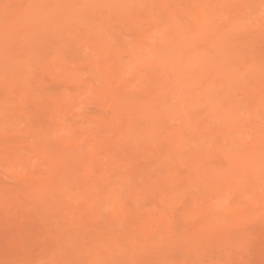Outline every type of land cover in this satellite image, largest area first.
<instances>
[{"label": "bare ground", "instance_id": "obj_1", "mask_svg": "<svg viewBox=\"0 0 264 264\" xmlns=\"http://www.w3.org/2000/svg\"><path fill=\"white\" fill-rule=\"evenodd\" d=\"M0 5V260L264 264L260 0Z\"/></svg>", "mask_w": 264, "mask_h": 264}, {"label": "snow or ice", "instance_id": "obj_2", "mask_svg": "<svg viewBox=\"0 0 264 264\" xmlns=\"http://www.w3.org/2000/svg\"><path fill=\"white\" fill-rule=\"evenodd\" d=\"M30 7H35L41 18H46V9L49 7L48 5H33ZM85 7H88L87 5ZM251 7V6H248ZM249 15L251 16L252 13L250 12ZM260 27L262 31H264V0H260ZM82 43V42H81ZM64 44V41L62 39H52L49 41V45L51 47L52 54L59 55L62 54V45ZM47 56H44L41 58V63L43 64L47 60ZM147 59V57H144ZM262 72H264V64L261 65ZM37 77L38 73L34 71L32 73V80L33 82H37ZM36 94H39L37 91ZM261 136L264 137V127H262L261 130ZM35 147H39V145H35ZM261 172L262 175H264V142L261 144ZM262 191H264V183H262ZM123 193L121 192H116L112 195L113 199L119 200L122 199ZM225 205L230 206V202L225 201ZM130 237L127 236L126 234H121L118 238H116V243L119 245H123ZM0 264H30L28 261H20V260H0ZM41 264H108L107 261L101 260V259H92V260H85V261H62V262H57V261H44L41 262ZM192 264H207L206 261H193ZM219 264H237V261L235 260H225V261H220ZM239 264H246L244 261H240Z\"/></svg>", "mask_w": 264, "mask_h": 264}, {"label": "rangeland", "instance_id": "obj_3", "mask_svg": "<svg viewBox=\"0 0 264 264\" xmlns=\"http://www.w3.org/2000/svg\"><path fill=\"white\" fill-rule=\"evenodd\" d=\"M1 6V5H0ZM2 7V6H1ZM116 29V28H115ZM131 36L129 37L127 34H126V32H124V31H122L121 32V38H117L116 40V43H117V45H118V47H120L121 49H123V50H127L128 49V47H129V45H136V44H138V38H137V36L135 35V34H130ZM77 42L75 43V42H72L71 43V47H72V49H73V51H74V48H76V47H78L77 45ZM74 55H76V53H75V51H74V53H73ZM52 59V58H51ZM144 81V77L143 76H141L139 79H138V81L136 82V85L133 87V88H130L129 89V92H130V90H132V91H136L137 92V88H136V86H140V84L142 83ZM137 97H139L138 95H137ZM144 97L142 96V98H140L139 100H140V102H143L144 101ZM123 201H124V199H123ZM200 241H203V240H200ZM199 241V242H200ZM214 239H213V241L211 240V242H210V244H209V247L208 246H206L207 247V249L208 248H212V247H215V246H217V243L216 244H214L213 245V243H214ZM216 242V241H215ZM198 244V243H197ZM200 244H202V246L200 245ZM204 244L205 243H199L198 245H200L201 246V250L203 251V252H206L207 251V249H205L206 247L204 246ZM229 245V244H228ZM200 246H199V248H200ZM227 246V245H226ZM229 246H231V245H229ZM203 247H205V248H203ZM222 250H224V253H227V255H230V256H232V254L233 253H235V254H237L236 252H235V249H234V251L232 250V247H224V249H222ZM201 251V252H202ZM203 254V253H202ZM201 254V255H202ZM259 259V258H258ZM199 258H195V261H197V262H199ZM257 260V258L255 259V261ZM260 260L261 259H259V262H260ZM258 262V261H257ZM258 262V263H259ZM258 263H256V262H254L253 264H258ZM262 263V262H261Z\"/></svg>", "mask_w": 264, "mask_h": 264}]
</instances>
